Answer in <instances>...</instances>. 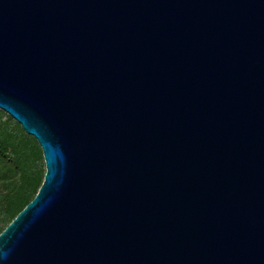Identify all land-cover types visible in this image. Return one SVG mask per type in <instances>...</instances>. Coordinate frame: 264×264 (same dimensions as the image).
<instances>
[{
    "label": "water",
    "instance_id": "1",
    "mask_svg": "<svg viewBox=\"0 0 264 264\" xmlns=\"http://www.w3.org/2000/svg\"><path fill=\"white\" fill-rule=\"evenodd\" d=\"M0 108L46 165L0 264H264V0H0Z\"/></svg>",
    "mask_w": 264,
    "mask_h": 264
},
{
    "label": "trees",
    "instance_id": "2",
    "mask_svg": "<svg viewBox=\"0 0 264 264\" xmlns=\"http://www.w3.org/2000/svg\"><path fill=\"white\" fill-rule=\"evenodd\" d=\"M45 173L36 137L0 108V233L34 199Z\"/></svg>",
    "mask_w": 264,
    "mask_h": 264
}]
</instances>
